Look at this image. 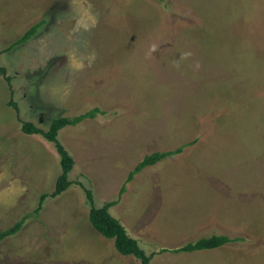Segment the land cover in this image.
Instances as JSON below:
<instances>
[{"label": "rangeland", "instance_id": "rangeland-1", "mask_svg": "<svg viewBox=\"0 0 264 264\" xmlns=\"http://www.w3.org/2000/svg\"><path fill=\"white\" fill-rule=\"evenodd\" d=\"M96 107L58 132L75 165L52 196L61 156L23 124ZM87 190L120 199L152 264H264V0H0V231L25 219L0 264H142L93 227ZM214 234L240 240L159 253Z\"/></svg>", "mask_w": 264, "mask_h": 264}, {"label": "trees", "instance_id": "trees-1", "mask_svg": "<svg viewBox=\"0 0 264 264\" xmlns=\"http://www.w3.org/2000/svg\"><path fill=\"white\" fill-rule=\"evenodd\" d=\"M42 24H44V21L38 22L34 24L32 27H30L19 39H17L13 43V47L28 42L33 36H35L38 33ZM1 72L4 75H6L5 68L1 67ZM6 78L9 82H11V78L9 76L6 75ZM99 113H103V111L100 108L96 107L94 109L88 110L85 113L73 117H69V116L55 117L54 119H52L50 128L47 131L37 127L32 122H24L23 129L27 132V134H34V133L42 134L47 140L55 143L57 151L61 156L62 171L57 178L55 190L51 194L52 196H58L70 187L71 181L69 180V174L73 170L75 165V161L73 157L69 154V152L64 147V145L59 141L58 138L59 130L68 126H76L88 119L96 118ZM185 147L186 145L184 144L170 151L154 152L152 154L146 155L144 159L135 167V169L130 172L126 182L132 181L134 177L138 173L143 171L145 168L149 166H153L166 158H170L182 153ZM125 191H126V186L124 185L121 189L120 194L125 193ZM47 196H48L47 194L42 196L40 204L35 211L36 215L39 214L43 209L44 201ZM87 197L91 205L89 218L93 227L105 237L114 239L116 249L119 253L123 255H132L137 259H139L142 262V264H152L151 263L152 258L154 257L155 254L154 253L147 254L146 251L140 246L139 241L131 237L127 228L116 217H114L110 213V208L118 204L120 199L114 202L106 203L103 207H97L95 206L94 197L90 190H87ZM24 223H25V219H22L19 220L17 223H15L12 227L7 228L5 230H1L0 243L6 239H10L15 235H17L23 228ZM238 240H240V237L231 238L230 236L227 235L214 234L210 237H202L195 241H190L178 248L160 249L159 253H163L167 251L175 252V253L195 252L204 249H215L225 244L235 242Z\"/></svg>", "mask_w": 264, "mask_h": 264}, {"label": "crops", "instance_id": "crops-1", "mask_svg": "<svg viewBox=\"0 0 264 264\" xmlns=\"http://www.w3.org/2000/svg\"><path fill=\"white\" fill-rule=\"evenodd\" d=\"M84 255V253H82L81 254V256H83ZM82 258V257H81ZM89 258V257H88ZM89 262H90V264H92V262H91V259L89 258V260H88Z\"/></svg>", "mask_w": 264, "mask_h": 264}]
</instances>
